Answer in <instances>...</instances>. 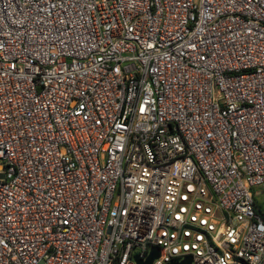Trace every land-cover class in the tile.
I'll return each mask as SVG.
<instances>
[{
	"label": "built area",
	"instance_id": "1",
	"mask_svg": "<svg viewBox=\"0 0 264 264\" xmlns=\"http://www.w3.org/2000/svg\"><path fill=\"white\" fill-rule=\"evenodd\" d=\"M262 193L264 0H0V264H264Z\"/></svg>",
	"mask_w": 264,
	"mask_h": 264
},
{
	"label": "water",
	"instance_id": "2",
	"mask_svg": "<svg viewBox=\"0 0 264 264\" xmlns=\"http://www.w3.org/2000/svg\"><path fill=\"white\" fill-rule=\"evenodd\" d=\"M159 249L157 247H152L145 260H140L137 255L134 256V261L136 264H152L153 260L158 258ZM191 259L189 257L185 258L180 262H171L170 264H190Z\"/></svg>",
	"mask_w": 264,
	"mask_h": 264
},
{
	"label": "rangeland",
	"instance_id": "3",
	"mask_svg": "<svg viewBox=\"0 0 264 264\" xmlns=\"http://www.w3.org/2000/svg\"><path fill=\"white\" fill-rule=\"evenodd\" d=\"M259 189H257L258 191ZM258 194V193H257ZM255 204L257 207H260L264 210V193L258 195L255 197Z\"/></svg>",
	"mask_w": 264,
	"mask_h": 264
}]
</instances>
